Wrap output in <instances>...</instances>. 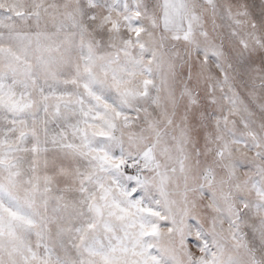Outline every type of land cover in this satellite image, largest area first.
I'll use <instances>...</instances> for the list:
<instances>
[{"label":"snow or ice","instance_id":"snow-or-ice-1","mask_svg":"<svg viewBox=\"0 0 264 264\" xmlns=\"http://www.w3.org/2000/svg\"><path fill=\"white\" fill-rule=\"evenodd\" d=\"M0 264H264V0H0Z\"/></svg>","mask_w":264,"mask_h":264}]
</instances>
